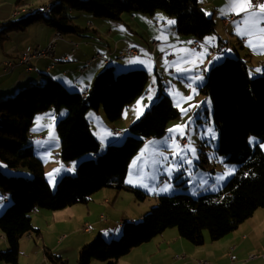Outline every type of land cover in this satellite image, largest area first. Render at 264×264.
<instances>
[{"label": "trees", "instance_id": "16d2710c", "mask_svg": "<svg viewBox=\"0 0 264 264\" xmlns=\"http://www.w3.org/2000/svg\"><path fill=\"white\" fill-rule=\"evenodd\" d=\"M24 4V0H15L16 8ZM156 10L174 18L179 34L201 41L215 31L213 17L204 12L199 0H49L45 8L28 10L17 19L1 23L0 38L37 22L61 34L79 32L72 11L119 20L123 13L151 15ZM128 69L106 65L84 93L43 74L41 83L29 84L0 99V161L11 169L9 175L0 170V190L9 198H4L7 206L0 214V231L8 244L7 249L0 250V264H17L23 235L29 233L34 240L41 237L31 221L36 209L56 211L86 204L102 188L127 190L136 201L147 196L138 186L126 182L129 161L146 139L161 136L167 123L179 115L171 97L162 90L159 77L154 100L129 124L120 144L109 142L101 150L86 117L87 111L101 108L107 120L114 122L146 92L147 71L142 67ZM116 70L122 72L115 74ZM250 75L243 58L226 56L211 65L197 89L210 99L217 131L216 154L236 166L233 175L217 191L197 197L185 192L157 196V204L140 220L122 222L117 238L107 240L98 234L84 244L77 252L76 264H117L132 248L167 228H176L180 237L200 246L205 233L211 241L218 240L256 209L264 208V151L260 146L264 142V69L260 76ZM49 109L56 115L60 159L66 164L76 162L75 174H61L54 188L46 180L44 164L29 136L35 116ZM250 136L259 142L250 145ZM197 164L202 170L211 167L203 150ZM43 253L48 263H68L47 247Z\"/></svg>", "mask_w": 264, "mask_h": 264}, {"label": "crops", "instance_id": "0c3cea01", "mask_svg": "<svg viewBox=\"0 0 264 264\" xmlns=\"http://www.w3.org/2000/svg\"><path fill=\"white\" fill-rule=\"evenodd\" d=\"M14 1L0 0V25L7 20L21 17L22 13L28 10L45 8L49 0H28L29 5L19 7L24 11L17 14L18 16L14 14L17 9ZM199 2L204 12L211 15L214 21L217 20L215 31L201 40L200 50L191 47L192 36L176 32L174 18L161 10H156L151 15L123 13L119 20L102 19L89 13L72 11L70 15L81 30L62 34V38L55 42L51 57L31 58L27 63L18 62L21 52L36 45L44 46L55 34L56 29L43 22H37L23 31H14L8 34V37L2 36L0 38V99L29 84L41 83L43 74L63 83L69 89L84 93L91 87L95 76L109 64L113 65L114 69L142 67L146 71H152L162 80L163 77L167 78V75L178 74L179 77H186L187 82L191 81V85L196 90L203 79L196 72L204 71L207 66L215 63L217 58L226 55L227 52L243 58L249 74L261 73L264 69V65L259 64L264 60V31H261L264 29V13H260L259 6L254 8L251 4L248 11L240 12L238 8L230 7L231 0H199ZM231 12L239 13L240 19L230 22L225 27L222 19ZM252 12L257 14L256 17L251 15ZM257 18L261 19L259 24L254 23ZM170 21L172 23H169ZM217 25L223 28L222 32L216 30ZM226 33L230 47L224 50V53L210 54L208 47L226 41ZM154 41L157 45L152 55L144 47H152ZM135 45L140 51L132 55L129 53V48ZM92 57L96 59L86 64ZM4 61H11L13 65L6 67ZM188 69L195 74L189 75L188 72L191 71ZM181 72L185 73L182 75ZM153 81L155 82L151 80V83H147L146 92L128 105L125 113V110L123 111L122 116L126 114V119H129L127 123V120L122 123L116 122L111 125V129H108L102 119V111L95 110L104 124L102 131L96 134L91 129V122L86 113L94 136L109 142L118 141L120 135H114L113 131H126L129 124L139 118L154 100L158 80L155 83ZM162 90L166 91L163 86ZM167 93L173 101L176 93ZM42 114L44 113H39L35 118L42 122L40 131L46 130L47 134L36 136L40 145L38 150L34 148L33 141L32 146L36 154L45 159L43 162L45 164L47 149L53 144H58V136L54 125V118L56 123L54 112L47 115L51 118L48 124L44 123ZM35 118L32 124L36 121ZM262 149L264 151V148ZM44 169L46 172V164ZM75 169V161L67 164L60 161L50 168V172L53 178L57 179L61 174L72 173ZM126 182L134 185L128 181V171ZM119 191L102 188L92 195L91 200L86 204L57 210L60 212L57 214L46 209H36L34 214L43 219H31V221L34 227L39 228L41 237L34 240L28 233L20 238L17 264H48L43 253L44 247L49 248L54 254L67 258L68 264H74L78 250L96 235L101 234L105 238L117 236L121 229L119 221L137 219H108L105 215L106 218L102 219L103 212L99 211L104 208H99L96 201L103 200L109 203L113 195L112 199L116 200L121 194ZM4 202L7 203L6 200ZM55 215L59 219H54ZM85 223L89 225V231L83 230L82 225ZM6 247L8 244L0 231V249ZM251 255L254 257L251 258ZM199 260L208 261L210 264H264V208L256 209L235 230L218 240L211 241L205 233L204 243L200 246H194L180 237L176 228H167L148 242L132 248L118 259L117 264H199Z\"/></svg>", "mask_w": 264, "mask_h": 264}, {"label": "rangeland", "instance_id": "374dc122", "mask_svg": "<svg viewBox=\"0 0 264 264\" xmlns=\"http://www.w3.org/2000/svg\"><path fill=\"white\" fill-rule=\"evenodd\" d=\"M24 1L26 5H29L28 0H24ZM25 4L23 6H25ZM22 15L24 14L22 13ZM214 22H216L217 24V20ZM222 29L223 28L217 25L216 30H220L222 32ZM230 55L233 56V53L227 52L226 55L223 54L219 59L217 58L215 62H220L224 60L226 56L231 57ZM210 67L211 64L207 66L204 71L196 72V74H200L201 77L203 78L201 84L205 81V76L208 70L210 69ZM168 69H170V67ZM188 70L191 71L188 72L189 75L195 74V72H193L191 69ZM119 72L122 71L116 70L115 74ZM147 73L150 78L148 80V83H151V80H155V82H157V77L152 73V71L150 72L147 71ZM184 73L185 72H181L182 75ZM261 74L262 72L259 73L258 75L251 74L250 76L251 77L260 76ZM163 79L164 80L161 79L163 88H165L167 92H171V94L176 93L175 97L173 98V107L178 112L179 115L178 117L170 120L167 123L165 132L161 136L146 139L144 143L141 145V148L138 150V152L129 161L128 169H127L128 181H131L134 185H138L139 187L137 186L135 187L141 189L144 193L147 194L144 200L136 201L134 195L131 192L127 190H120L119 192L121 194L116 200L112 199V197L114 196L113 195L109 203H105L103 202V200L96 201V204L99 206V208L100 207L104 208L101 209V211L99 212H103V215H105L108 219L131 218V219L140 220L141 216H143L153 206L157 204V196L173 195V194L185 192L191 194L194 197H197L201 193L215 192L235 172L234 171L230 175H225V173H227L229 169L236 168V166L225 162L223 157L216 154L217 131L214 127L212 120V106L210 99L207 96H204L203 94L197 92V89L195 90L194 86L191 85V81L189 82L186 81V77L183 76L179 77L178 74H176V75H167V78L163 77ZM166 91L164 92L167 93ZM167 94L170 96L169 93ZM126 110L124 111V113L126 112ZM47 111L43 112L44 114H42L43 115L42 117H44L43 121L46 124H48V122L51 121V118L47 115L53 112V109H49ZM100 111H102L101 112L103 114L102 119H104L106 128L108 129H111L110 127L113 123L116 122L122 123L125 120H127L126 123L129 122L128 121L129 119H126V114H124L122 118L120 117L119 120L110 122L107 120L101 108ZM62 114L63 113H61V115ZM87 117L90 119L91 129H93V131L96 134L97 132H101L102 127H104V124L102 123L100 117L98 116L97 111L89 110L87 112ZM35 119L36 121L34 122V124L31 125V129L29 130V136L31 138V141L35 142L34 148L38 150V146L40 145L36 140V136L38 134L45 135L47 134V131L46 130L40 131L39 128L42 122L39 119L37 120V118ZM54 125H55V118H54ZM177 126H180V128L177 129ZM170 129H176V130L169 131ZM119 135L120 136L118 137L119 138L118 144H120L125 138L126 135L125 130L122 131L121 134ZM95 137L98 139L100 143V149L104 150L107 147L109 141H106V139L105 140L99 139L96 135ZM182 138L185 139L186 141L185 144H182V142L180 141V139ZM250 140L252 141L251 143ZM257 142H259V140L256 137L254 136L249 137L250 145L254 146ZM176 145H179L180 148H184V146L187 145L190 146V148L194 149L195 151L192 152L189 150H185L181 152L180 148H177ZM260 146L264 148V142L261 143ZM47 150H48L47 152L48 155L45 161L47 171L45 172L44 169V173L46 180L48 181L50 186L54 188L58 179L53 178V174L52 172H50L51 171L50 168H53L56 162L62 161L59 157V150H60L59 139L57 145L53 144ZM202 150L207 155L210 161L211 167L208 168L207 170H202L198 168L197 162L199 161V156ZM174 153H179V155H177L174 158ZM161 154L163 156L168 157V160L166 161L162 160ZM181 157H183L184 160L186 161H190V163L189 162L182 163ZM42 160H43L42 162H44L45 159L43 158ZM0 170L7 175H9L10 174L9 171H11V169L6 167V165L1 161H0ZM24 172L27 175L31 176L30 172L26 170H24ZM75 172L76 169L71 174H75ZM15 173L18 174L19 173L18 170H16ZM220 176H224V179L218 180V177ZM165 186H170L168 188V191L166 192L160 191V189L164 188ZM113 190L117 191L116 189ZM93 195H95V193ZM4 198L9 200L8 196L4 195L3 192L0 190V206L2 208L0 214L7 206V203L4 202ZM74 206L75 207L81 206V204H75ZM34 213L35 212H32L31 219H43V217L36 216V214ZM52 213L57 214L60 212L56 210V212L53 211ZM125 215L128 217H126ZM54 219H59V217L55 215ZM118 236L119 235L113 237L117 238ZM110 239H112L111 236L107 238V240ZM5 249H0V250H5ZM93 262H95L96 264H101L97 261H93ZM74 264H76V259L74 260Z\"/></svg>", "mask_w": 264, "mask_h": 264}, {"label": "built area", "instance_id": "2783aa9c", "mask_svg": "<svg viewBox=\"0 0 264 264\" xmlns=\"http://www.w3.org/2000/svg\"><path fill=\"white\" fill-rule=\"evenodd\" d=\"M264 0H251V4L254 8L258 7L260 3H263ZM21 11H24L23 9L17 8L14 11V14L17 15L19 14ZM240 19V14L235 13V12H231L228 16H226L224 18V23L226 24V26L232 22V21H238ZM62 38V35L60 34H54L51 39L44 45V46H40V45H36L34 47H32L31 49H26L23 50L19 56V63H27L31 58H40V57H51L53 52H54V45L57 39ZM157 45V42L154 41L153 42V46L150 48H146L144 47V49H146L150 54H154L155 53V46ZM191 47L193 49L196 50H200L201 48V41L197 38H193V40L191 41ZM227 48L224 47L221 43H219L218 45H213L208 47V52L212 55H217L220 52H223L224 50H226ZM129 53L132 55H136L139 53V47L137 45L132 46L129 48ZM96 59V57H92L91 59H89L86 64H89L90 61H94ZM264 60L260 61L259 64H263ZM4 65L6 67L13 65L11 61H4ZM121 131L119 130H114L113 133L114 135L120 134ZM180 141L182 142V144H185L186 141L184 138L180 139ZM102 219H105L106 217L104 215L101 216ZM119 223V222H118ZM83 230L89 231L90 227L88 224H84L82 226ZM251 258L254 257V255L250 256ZM199 264H210L208 261H198Z\"/></svg>", "mask_w": 264, "mask_h": 264}, {"label": "snow or ice", "instance_id": "6c2138e0", "mask_svg": "<svg viewBox=\"0 0 264 264\" xmlns=\"http://www.w3.org/2000/svg\"><path fill=\"white\" fill-rule=\"evenodd\" d=\"M230 7H232V8H238L240 12H246V11H248V9L251 7V0H231ZM259 11H260V13H264V3H260V4H259ZM238 14H239V13H238ZM251 15H252L253 17H256L257 14H256L255 12H252ZM260 22H261V19H260V18H257V19L254 21V23H256V24H259ZM169 23H172V21H170ZM261 31H264V29H261ZM250 46H252V45L250 44ZM257 71H260V70L257 69ZM179 128H180V126H177V129H179ZM174 130H176V129H170L169 131H174ZM209 131H211V130H209ZM251 142H252V141L250 140V143H251ZM176 147H177V148H180L179 145H176ZM185 150H189V151H192V152L195 151L194 149L190 148V146H187V145L184 146V148H180V151H181V152H183V151H185ZM177 155H179V153H174V158H175ZM161 157H162V160H164V161L168 160V157L163 156L162 154H161ZM181 162H182V163H183V162H189V163H190V161H186V160H184L183 157H181ZM234 171H235L234 168L229 169L228 172L225 173V175H230V174H232ZM223 179H224V176H220V177H218V180H223ZM129 182H131V181H129ZM169 187H170V186H165L164 188L160 189V191H162V192H166V191H168V188H169Z\"/></svg>", "mask_w": 264, "mask_h": 264}, {"label": "bare ground", "instance_id": "6f19581e", "mask_svg": "<svg viewBox=\"0 0 264 264\" xmlns=\"http://www.w3.org/2000/svg\"><path fill=\"white\" fill-rule=\"evenodd\" d=\"M222 22H223V24H224V26L226 27V24L224 23V19H222ZM56 34H60V35H62L59 31H56L55 32ZM226 41H224V42H221V44L224 46V47H226L227 49L230 47V43H229V41H228V34L226 33V39H225ZM221 53V52H220ZM219 54V53H218ZM153 55V54H152ZM91 62H93V61H90V63ZM260 65H264V63L263 64H260ZM121 133V132H120ZM117 135H119V134H117ZM122 222L123 221H119V223L118 224H122Z\"/></svg>", "mask_w": 264, "mask_h": 264}]
</instances>
